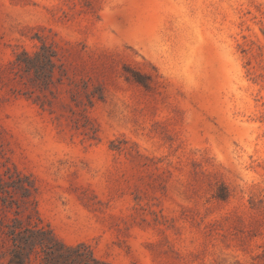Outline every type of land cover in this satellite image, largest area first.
<instances>
[{"label":"rangeland","instance_id":"obj_1","mask_svg":"<svg viewBox=\"0 0 264 264\" xmlns=\"http://www.w3.org/2000/svg\"><path fill=\"white\" fill-rule=\"evenodd\" d=\"M13 219L110 264H263L264 0H0V264Z\"/></svg>","mask_w":264,"mask_h":264},{"label":"trees","instance_id":"obj_2","mask_svg":"<svg viewBox=\"0 0 264 264\" xmlns=\"http://www.w3.org/2000/svg\"><path fill=\"white\" fill-rule=\"evenodd\" d=\"M7 234L13 264H26L32 255L41 264H110L97 258L86 244H67L43 226H22L13 219Z\"/></svg>","mask_w":264,"mask_h":264}]
</instances>
